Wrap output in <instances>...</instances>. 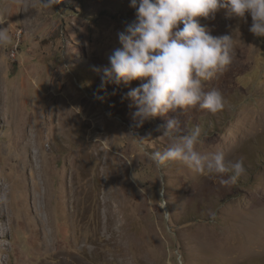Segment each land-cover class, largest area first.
<instances>
[{
    "label": "rangeland",
    "instance_id": "374dc122",
    "mask_svg": "<svg viewBox=\"0 0 264 264\" xmlns=\"http://www.w3.org/2000/svg\"><path fill=\"white\" fill-rule=\"evenodd\" d=\"M129 5L0 0L12 37L0 47V264H264V37L247 14L197 17L233 37L232 64L204 84L224 109L139 125L126 93L146 81L102 89L96 70L136 21ZM174 116L176 137L198 127L197 151L243 158L246 173L224 186L181 161L157 166L150 153L171 143L163 126Z\"/></svg>",
    "mask_w": 264,
    "mask_h": 264
},
{
    "label": "clouds",
    "instance_id": "9594fccd",
    "mask_svg": "<svg viewBox=\"0 0 264 264\" xmlns=\"http://www.w3.org/2000/svg\"><path fill=\"white\" fill-rule=\"evenodd\" d=\"M41 7L52 8L58 0H38ZM136 9V21L126 25L118 33L121 47L108 57L109 65L102 71L101 88L106 83L128 85L142 80L131 88L126 97L136 107L133 113L142 125L170 111L176 113L185 108H199L216 114L224 109L226 100L219 89L206 90L205 82L214 80L232 64L234 42L232 35L213 36L202 26L197 17L209 18L225 8L236 18L251 17L249 31L256 37H264V0H130ZM183 27L180 28L179 25ZM12 44L7 30L0 29V47ZM171 143L163 152L150 153L157 166L167 161H181L198 173L221 175V185L235 184L246 173L243 158L232 162L223 151L202 154L200 129L176 137L180 121L167 120L163 126ZM231 173L227 179L223 174ZM163 199L164 188L160 190ZM209 219L215 221L217 212L210 210Z\"/></svg>",
    "mask_w": 264,
    "mask_h": 264
}]
</instances>
